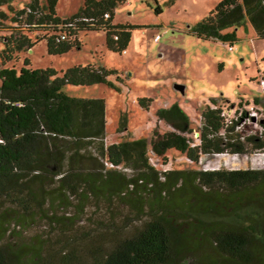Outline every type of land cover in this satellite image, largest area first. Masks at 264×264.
<instances>
[{
    "label": "trees",
    "instance_id": "1",
    "mask_svg": "<svg viewBox=\"0 0 264 264\" xmlns=\"http://www.w3.org/2000/svg\"><path fill=\"white\" fill-rule=\"evenodd\" d=\"M7 1L0 0V264H264V168L159 169L151 157L167 162L175 150L195 165L205 154L263 149L264 140L231 141L234 121L227 123L211 99L197 143L179 103L157 111L171 130L156 127L149 139L106 143V100L64 88L113 86L115 71L89 63L59 72L34 68L29 58L19 68L10 64L42 40L50 54L80 48V35L95 30L105 31L108 49L122 53L135 26L114 24L113 17L127 0H85L66 19L57 13L58 0L11 5V13L1 9ZM247 20L264 39V0H222L191 32L232 46L235 34L224 29ZM118 128L126 130L123 122ZM71 198L105 206L112 220L107 231H79L59 213ZM42 222L57 226V235L19 239Z\"/></svg>",
    "mask_w": 264,
    "mask_h": 264
},
{
    "label": "rangeland",
    "instance_id": "2",
    "mask_svg": "<svg viewBox=\"0 0 264 264\" xmlns=\"http://www.w3.org/2000/svg\"><path fill=\"white\" fill-rule=\"evenodd\" d=\"M31 1L9 0L2 3L1 9L11 13V5L22 8ZM84 1L58 0L57 13L62 19L69 18L80 11ZM221 1L127 0L115 7L113 17L114 24L135 26L131 41L122 53L108 49L105 31L95 30L80 35V48L50 54L46 41L42 40L28 51L17 54L10 65L19 68L24 59L29 58L34 68L53 67L59 72L89 63L115 71L109 76L113 86L69 84L64 88L72 96L106 100L108 134L105 142L108 144L131 138L149 139L156 127L162 132L171 130L159 119L157 111L174 103H179L188 114L192 127L188 136L197 143L200 141L201 113L207 104L213 105L211 99H215L226 117L234 121L231 141L238 138L248 141L245 138L249 135L264 140V91L261 86L264 39L257 36L249 20L241 26L224 29V33L235 34L232 46L222 40L198 38L191 32V28ZM158 6L162 10L160 13L156 12ZM176 84L183 88L178 89ZM141 98L152 101L142 105ZM121 122L126 126L125 131L118 128ZM151 157L159 169L264 168V148L246 154H205L195 165L188 164L184 155L175 150L168 152L167 162ZM126 173L131 175L132 171L128 169ZM101 207L81 205L71 198L58 212L73 219L79 231H89L93 227L107 231L112 220H109L107 208ZM122 216L116 217V223L121 222ZM136 224L132 223L129 228ZM57 230V226L50 227L45 222L30 224L19 239L29 242L36 237H55Z\"/></svg>",
    "mask_w": 264,
    "mask_h": 264
},
{
    "label": "built area",
    "instance_id": "3",
    "mask_svg": "<svg viewBox=\"0 0 264 264\" xmlns=\"http://www.w3.org/2000/svg\"><path fill=\"white\" fill-rule=\"evenodd\" d=\"M106 16L108 17L109 14H106ZM60 35H61L62 38H65V34H64V33H60ZM115 37L117 38V36H115ZM230 46H231V45H230ZM261 86H262V90L264 91V77L261 79ZM223 114L225 115L224 111H223ZM225 116H226V115H225ZM226 122H227V123H232V120H231V119H228V118L226 117ZM262 125H264V122H263Z\"/></svg>",
    "mask_w": 264,
    "mask_h": 264
},
{
    "label": "crops",
    "instance_id": "4",
    "mask_svg": "<svg viewBox=\"0 0 264 264\" xmlns=\"http://www.w3.org/2000/svg\"><path fill=\"white\" fill-rule=\"evenodd\" d=\"M179 85H180V84H176V85H175V87H177V88H178V87H179ZM182 88H183V87H181V89H182Z\"/></svg>",
    "mask_w": 264,
    "mask_h": 264
},
{
    "label": "flooded vegetation",
    "instance_id": "5",
    "mask_svg": "<svg viewBox=\"0 0 264 264\" xmlns=\"http://www.w3.org/2000/svg\"><path fill=\"white\" fill-rule=\"evenodd\" d=\"M181 87H182V86H181V85H179L178 89H181Z\"/></svg>",
    "mask_w": 264,
    "mask_h": 264
}]
</instances>
